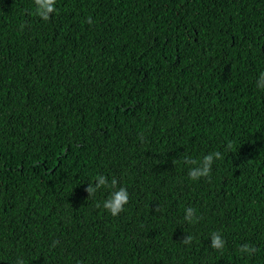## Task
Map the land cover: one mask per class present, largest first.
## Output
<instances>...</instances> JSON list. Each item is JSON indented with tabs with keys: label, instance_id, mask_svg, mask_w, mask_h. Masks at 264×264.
<instances>
[{
	"label": "trees",
	"instance_id": "obj_1",
	"mask_svg": "<svg viewBox=\"0 0 264 264\" xmlns=\"http://www.w3.org/2000/svg\"><path fill=\"white\" fill-rule=\"evenodd\" d=\"M55 7L0 0V264H264V0Z\"/></svg>",
	"mask_w": 264,
	"mask_h": 264
},
{
	"label": "clouds",
	"instance_id": "obj_2",
	"mask_svg": "<svg viewBox=\"0 0 264 264\" xmlns=\"http://www.w3.org/2000/svg\"><path fill=\"white\" fill-rule=\"evenodd\" d=\"M34 4L36 5V15H38L42 20L47 21L50 19L51 14L56 12V0H34ZM87 23L91 24V17L88 18ZM260 80L264 81V73L260 74ZM258 88L264 89V83L257 84ZM231 148V144L228 145ZM222 155L219 151L210 153L204 156L202 161H196L189 158L187 155L184 156L183 161L185 164L196 165L195 167L190 168L189 170V178L193 181L199 180L202 177H209L212 169V165L214 160L222 159ZM176 161H174L175 163ZM97 183L95 185L89 184L86 188V192L89 194V198H92L98 190L104 187H110L112 190L110 196L103 201V204L97 203L96 207L100 208L101 206L110 212L112 216L119 215L122 211H124V206L129 202V193L126 188H117L118 180L113 178L109 184L107 177L105 176H97ZM184 219L189 223L195 222V209L189 207L186 209V214ZM193 237L190 235H186L182 239V243L185 245H189L192 243ZM58 243V241L56 242ZM211 247L213 249L220 250L224 247V240L221 235L217 232H213L211 235ZM241 253H248L249 255L255 253L256 249L249 245H242L239 248ZM16 264H24L22 259H17Z\"/></svg>",
	"mask_w": 264,
	"mask_h": 264
}]
</instances>
